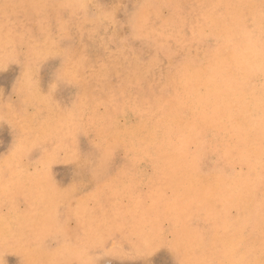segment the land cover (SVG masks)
Returning a JSON list of instances; mask_svg holds the SVG:
<instances>
[{
    "label": "rangeland",
    "instance_id": "1",
    "mask_svg": "<svg viewBox=\"0 0 264 264\" xmlns=\"http://www.w3.org/2000/svg\"><path fill=\"white\" fill-rule=\"evenodd\" d=\"M0 264H264V0H0Z\"/></svg>",
    "mask_w": 264,
    "mask_h": 264
}]
</instances>
